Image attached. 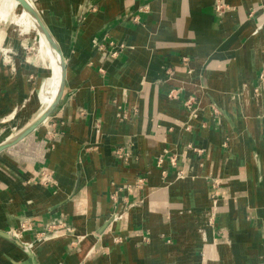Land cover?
<instances>
[{
    "label": "crops",
    "instance_id": "0c3cea01",
    "mask_svg": "<svg viewBox=\"0 0 264 264\" xmlns=\"http://www.w3.org/2000/svg\"><path fill=\"white\" fill-rule=\"evenodd\" d=\"M34 3L66 79L0 151V264H264V0ZM43 71L0 59V143L45 111Z\"/></svg>",
    "mask_w": 264,
    "mask_h": 264
},
{
    "label": "rangeland",
    "instance_id": "374dc122",
    "mask_svg": "<svg viewBox=\"0 0 264 264\" xmlns=\"http://www.w3.org/2000/svg\"><path fill=\"white\" fill-rule=\"evenodd\" d=\"M33 2H34V0H33ZM6 11H7V14H6L7 16L2 15L3 13H1V11H0V21H4V20L6 21V22H4V24H2V23L0 24V29H3L5 31L6 34H4L3 37H4L5 41H7L6 43H8V41L10 40V34L9 33H11V31H10L11 27H14V26L18 27L19 25H21L22 14H23L24 8H23V5L18 0H9L7 7H6ZM20 11H22V12H20ZM32 29H35V28H32ZM35 31L36 32L32 31L33 36H31L30 39L28 38L27 35H25L23 33L24 34L23 36H25V37H23V39H21V42H22V45H26V46L23 47L22 45H19V49L16 51L15 55L11 54L12 53L11 50L8 52H7V50H4L5 46H3V44L1 43V40H0V59L4 58L6 61H11L12 59L16 58L17 56H20V57L24 56V58H27V59H28V57H31L36 64H39L40 68L43 69L44 71L40 75L36 76V79H35V80H37L36 81V87H37L36 96H37L41 80L44 79L48 75L47 67H49L51 57H50L49 52H48V54L44 55L43 51L47 50V47L44 45L42 38L39 34V31H37L36 29H35ZM15 37L17 38L16 35H15ZM25 41L27 43L24 44ZM48 97L49 96L47 95V91H43L39 95L42 111L45 110L47 107ZM40 104L37 107L38 111L40 110Z\"/></svg>",
    "mask_w": 264,
    "mask_h": 264
},
{
    "label": "bare ground",
    "instance_id": "6f19581e",
    "mask_svg": "<svg viewBox=\"0 0 264 264\" xmlns=\"http://www.w3.org/2000/svg\"><path fill=\"white\" fill-rule=\"evenodd\" d=\"M24 1L27 2L29 4L30 8H32V10L37 13V9L35 7L33 0H24ZM8 2H9V0H0V11H1V13H3L2 15L7 14L6 7H7ZM20 12H22V11H20ZM38 17L34 16V14H32V11H30L29 9L24 8V11L22 14L21 24H29V25L35 27L39 31L44 45L47 47V50L43 51L44 55L48 54V52L50 53L51 61H50L49 67H47L48 73H49L48 80H47V88H48L47 95L49 97H48L47 107L45 106L46 107L45 111H46L53 104V102L55 101L56 97L58 96V94L61 90V86H62V82H63V78H64V75H63L64 74V68L62 66L63 58H62L61 54L58 52L57 48H55L54 45L50 42L48 36L46 35V33L43 30V27H42L43 22H42L40 16H38ZM8 51L9 50H7V52Z\"/></svg>",
    "mask_w": 264,
    "mask_h": 264
},
{
    "label": "water",
    "instance_id": "95a60500",
    "mask_svg": "<svg viewBox=\"0 0 264 264\" xmlns=\"http://www.w3.org/2000/svg\"><path fill=\"white\" fill-rule=\"evenodd\" d=\"M20 3L23 5L24 8L29 9L30 11H32V14H34V16H39L40 14L37 13L35 11L32 10V8H30L29 4L27 2H25L24 0H19ZM39 18V17H38ZM40 18L43 22V30L46 33V35L48 36L50 42L54 45L55 48H57L58 52L61 54L62 58H63V63L62 66L64 68V78H63V82H62V86H61V90L58 94V96L56 97L55 101L53 102V104L40 116H38L35 120H33L30 124H28L25 128H23L19 133H17V135L13 136L12 138L10 137L9 139L3 141L0 143V151L3 150L4 148L11 146L12 144L18 142L19 140L23 139L27 134H29L32 130L36 129L41 123H43L44 121H46L50 115L52 114V112L54 111V109L58 106L63 92H64V85H65V79H66V61H65V57L63 54L62 49L60 48V45L58 43V41L56 40V38L54 37V35L51 33V31L49 30V28L47 27V25L45 24L43 17L40 15ZM6 235L13 240L20 248H22L24 251L26 252H32V249H30V247L28 246V244L24 243L21 239H19L18 237H16L13 233L11 232H6Z\"/></svg>",
    "mask_w": 264,
    "mask_h": 264
},
{
    "label": "built area",
    "instance_id": "2783aa9c",
    "mask_svg": "<svg viewBox=\"0 0 264 264\" xmlns=\"http://www.w3.org/2000/svg\"><path fill=\"white\" fill-rule=\"evenodd\" d=\"M256 91H258V90H256ZM187 105H188V107H189V109H190V117H192V118H195V117H197V115H198V113H197V108L195 107H193V102H192V99H189L188 101H187ZM216 111H217V109L216 108H214ZM189 128V127H188ZM197 152H201L202 150L200 149V148H194ZM163 161V158H161L160 159V163ZM171 161H173V162H175V156H173V158L171 159ZM183 174L181 173L180 174V177L182 176ZM216 185V187H217V182L215 183ZM212 200H213V206H212V210H211V216H214L215 214H216V212H217V206H218V201H219V196H218V194L216 193V194H214L213 195V198H212ZM115 218H117V216L115 217ZM11 233H13L16 237H18V238H20L21 239V235L20 234H18V233H16L15 231H12ZM24 243H26V244H28V246L30 247V249H32V245L33 244H31L30 242H24Z\"/></svg>",
    "mask_w": 264,
    "mask_h": 264
}]
</instances>
